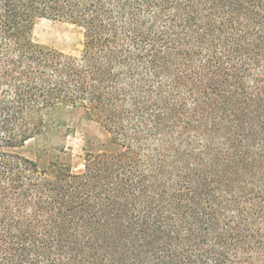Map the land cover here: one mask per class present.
I'll return each instance as SVG.
<instances>
[{"label": "trees", "instance_id": "16d2710c", "mask_svg": "<svg viewBox=\"0 0 264 264\" xmlns=\"http://www.w3.org/2000/svg\"><path fill=\"white\" fill-rule=\"evenodd\" d=\"M0 264H264V0H0Z\"/></svg>", "mask_w": 264, "mask_h": 264}, {"label": "rangeland", "instance_id": "374dc122", "mask_svg": "<svg viewBox=\"0 0 264 264\" xmlns=\"http://www.w3.org/2000/svg\"><path fill=\"white\" fill-rule=\"evenodd\" d=\"M34 39L43 46L66 53L78 54L83 48L84 35L82 29L76 25L44 18L38 20L36 24ZM63 119V121L66 120L64 124L68 125L69 128L64 125L61 126L57 130L59 132L51 135L49 139H31L22 149V152L27 157L44 164L50 157L42 153L39 156L40 150L50 146L65 145L66 150L72 153V165L75 170H80L84 163V148L89 147L88 139L98 147L99 143L96 138H104V133L96 122L80 118V116L71 117L69 120L65 117Z\"/></svg>", "mask_w": 264, "mask_h": 264}]
</instances>
